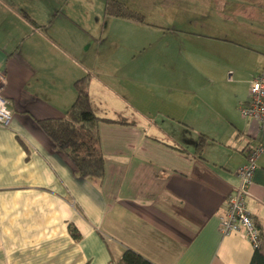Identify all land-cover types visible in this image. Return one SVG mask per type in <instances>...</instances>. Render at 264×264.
<instances>
[{
  "label": "crops",
  "instance_id": "1",
  "mask_svg": "<svg viewBox=\"0 0 264 264\" xmlns=\"http://www.w3.org/2000/svg\"><path fill=\"white\" fill-rule=\"evenodd\" d=\"M106 1L0 0V79L11 111L0 125V264H113L126 248L154 264H249V241L222 235L218 223L245 149L260 136L239 106L264 76V0H200V8L197 0H117L142 22L105 14ZM144 5L173 12L152 19ZM209 45L235 58L210 55ZM145 65L168 88L158 112L189 128L187 143L140 115L126 92ZM85 76L92 110L106 119L98 123L102 179L81 177L38 125L65 116ZM249 193L264 233V152Z\"/></svg>",
  "mask_w": 264,
  "mask_h": 264
},
{
  "label": "trees",
  "instance_id": "2",
  "mask_svg": "<svg viewBox=\"0 0 264 264\" xmlns=\"http://www.w3.org/2000/svg\"><path fill=\"white\" fill-rule=\"evenodd\" d=\"M105 14L142 22V14L129 9L117 0H107ZM76 98L63 118L39 120L38 125L52 143L73 163L83 178L102 179L104 158L99 145L98 123L101 119L92 110L88 94V76L75 81ZM204 137L200 136L197 148L201 149ZM74 238L79 232L74 226L69 227ZM262 244L254 249L249 264H264V233L261 232ZM114 264H154L132 249L126 248L121 258Z\"/></svg>",
  "mask_w": 264,
  "mask_h": 264
},
{
  "label": "built area",
  "instance_id": "3",
  "mask_svg": "<svg viewBox=\"0 0 264 264\" xmlns=\"http://www.w3.org/2000/svg\"><path fill=\"white\" fill-rule=\"evenodd\" d=\"M3 80L0 79V125L7 126L11 119L9 103L3 95ZM244 119L256 123L260 133L255 144L245 149V162L236 171L238 184L226 196L224 212L219 216L218 230L222 235L236 234L249 241L253 249L262 244L261 231L247 207V198L252 184L257 162L264 152V76H255L249 85V96L245 104L239 106ZM114 264V263H113Z\"/></svg>",
  "mask_w": 264,
  "mask_h": 264
},
{
  "label": "rangeland",
  "instance_id": "4",
  "mask_svg": "<svg viewBox=\"0 0 264 264\" xmlns=\"http://www.w3.org/2000/svg\"><path fill=\"white\" fill-rule=\"evenodd\" d=\"M198 5H192V8H197V7H202L200 6V4L202 5V1L197 0ZM145 8L147 7V11H149V18H158L163 16V14H167L168 11L170 13L173 12V10H167L165 5H159V8H155V6L152 7H148L147 5H144ZM190 5H186V4H177L178 8H188ZM148 18V17H147ZM215 20H212L211 23L215 24ZM204 25H206V22H202ZM193 24H199L203 29H206L207 27L202 26L201 21H196L193 22ZM146 35V34H145ZM143 37L146 38L143 34ZM154 38H156V36H153ZM143 43H145V41H143ZM214 44L217 45V43L213 42ZM147 46V45H146ZM208 53L210 55H217L218 57L220 56H224V58L226 59V61H231L233 60L235 57V53L232 50L229 49H224L221 50L219 48H217L215 45H209V51ZM222 53V54H220ZM138 57H139V53ZM195 55V54H193ZM151 56H152V52L151 49H145V51L142 53L141 55V59H143L145 61V64L149 63L151 60ZM196 56H202V54L197 53ZM209 60H212L213 58H211V56H208ZM143 72H144V76L141 80V84L138 85V87L136 88H131L130 86L127 87V91L128 93H130L131 95H129L130 97L133 98L134 100V105L136 106L137 110H139V114L145 116L146 118H149L150 120H154L157 123L158 122H165V125L163 126L164 130L166 131L167 134H169L170 136H172L173 138H175L178 142L181 143H187L189 140L188 135H190V131L189 128L187 129V127L184 125V123H182V121H179L177 119H174L173 117L167 116L165 114L159 113L158 110H164L166 103L164 102V97L168 96L167 95V87H158V85H155V83H153V81H151V76H152V70L151 68H149V66L142 67ZM193 93V89H191L189 87V91L187 93ZM134 94V95H133ZM158 96L163 98H159ZM205 117V116H204ZM200 118H203L200 113L198 114V112L196 113L195 117H192L191 115V119H195L194 123L199 124L201 120H199ZM205 119V118H204ZM208 117L205 119L207 121ZM197 129L199 127H196ZM196 131V130H195ZM198 133V131L196 132V134Z\"/></svg>",
  "mask_w": 264,
  "mask_h": 264
}]
</instances>
